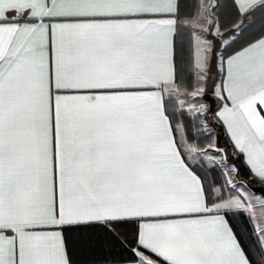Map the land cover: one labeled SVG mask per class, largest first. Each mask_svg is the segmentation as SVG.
Returning a JSON list of instances; mask_svg holds the SVG:
<instances>
[{
    "label": "snow or ice",
    "instance_id": "snow-or-ice-1",
    "mask_svg": "<svg viewBox=\"0 0 264 264\" xmlns=\"http://www.w3.org/2000/svg\"><path fill=\"white\" fill-rule=\"evenodd\" d=\"M0 264H264V0H0Z\"/></svg>",
    "mask_w": 264,
    "mask_h": 264
}]
</instances>
